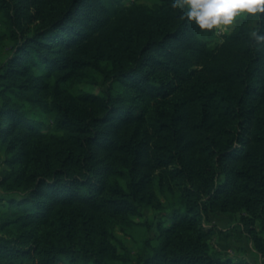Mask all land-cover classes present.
Returning <instances> with one entry per match:
<instances>
[{"label":"trees","instance_id":"obj_1","mask_svg":"<svg viewBox=\"0 0 264 264\" xmlns=\"http://www.w3.org/2000/svg\"><path fill=\"white\" fill-rule=\"evenodd\" d=\"M123 1L0 0V264H251L204 224L237 215L264 256V14L211 44Z\"/></svg>","mask_w":264,"mask_h":264},{"label":"rangeland","instance_id":"obj_2","mask_svg":"<svg viewBox=\"0 0 264 264\" xmlns=\"http://www.w3.org/2000/svg\"><path fill=\"white\" fill-rule=\"evenodd\" d=\"M141 2L148 5H152L158 2V0H124L123 3H130V2ZM244 16H239L236 18L233 25L228 26L225 28H215L214 37L211 39L210 43L215 44L219 42L222 38L224 33H227L231 30V28L238 24ZM0 31H4L3 25H0ZM10 46L11 43L7 38L0 37V63L3 59L10 53ZM101 83L98 85H89V84H77L75 87L71 88L73 93H77L79 88L83 90H90L92 92L98 93L101 87ZM35 117L46 125L50 123V118L47 114L39 112V110L33 112ZM50 130V126H48ZM1 154H0V167L2 166L1 163ZM1 208V207H0ZM144 213L148 218H154L157 216L166 217L170 210L168 207L161 209L158 212H154L150 209H145ZM206 228H212L213 235L211 238V245L215 249H219L225 251L226 254L233 258H240V259H251L250 252L252 251L250 245L251 241L247 238L246 234L243 232V228L238 223V216L237 215H229V214H221V213H211L209 214V221L204 224ZM143 232V228L138 227L135 229V237L139 238ZM122 236L121 234H119ZM154 236V234H152ZM122 238L128 244L129 249L134 254L137 250V243L131 237L122 236ZM253 247V246H252ZM255 250V249H254ZM242 257V258H241Z\"/></svg>","mask_w":264,"mask_h":264},{"label":"clouds","instance_id":"obj_3","mask_svg":"<svg viewBox=\"0 0 264 264\" xmlns=\"http://www.w3.org/2000/svg\"><path fill=\"white\" fill-rule=\"evenodd\" d=\"M172 7L186 8V18L201 30L226 29L239 16L264 14V0H172ZM251 35L255 43L264 44V33L257 30Z\"/></svg>","mask_w":264,"mask_h":264},{"label":"crops","instance_id":"obj_4","mask_svg":"<svg viewBox=\"0 0 264 264\" xmlns=\"http://www.w3.org/2000/svg\"><path fill=\"white\" fill-rule=\"evenodd\" d=\"M252 251L250 252L251 254V259L249 258L246 259L247 261H249L251 264H264V256H262L261 254L257 253L254 248L252 247V245H250ZM225 252V251H223ZM242 258V257H241ZM243 259V258H242Z\"/></svg>","mask_w":264,"mask_h":264}]
</instances>
